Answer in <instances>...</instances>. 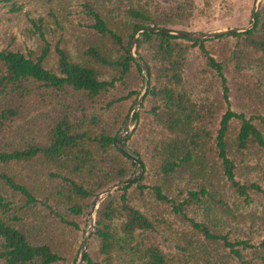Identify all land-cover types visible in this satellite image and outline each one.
Returning a JSON list of instances; mask_svg holds the SVG:
<instances>
[{
	"label": "trees",
	"instance_id": "1",
	"mask_svg": "<svg viewBox=\"0 0 264 264\" xmlns=\"http://www.w3.org/2000/svg\"><path fill=\"white\" fill-rule=\"evenodd\" d=\"M195 0H0V264H76L143 84L142 25ZM251 17V14H250ZM148 87L83 264H264V0L246 31H142Z\"/></svg>",
	"mask_w": 264,
	"mask_h": 264
},
{
	"label": "water",
	"instance_id": "2",
	"mask_svg": "<svg viewBox=\"0 0 264 264\" xmlns=\"http://www.w3.org/2000/svg\"><path fill=\"white\" fill-rule=\"evenodd\" d=\"M261 2L262 0L252 1L251 19L247 24L240 25V26H230V27H223V28H217V29H206V30H195V29H187V28L173 27V26L142 25V26H139L132 33L131 39L129 42V52L133 56V58L140 64L142 68L143 84H142V87L140 89V92L137 98L135 99L131 107V111L129 112L128 117L124 125L121 128V131L117 139V144L123 152H125L127 155L131 156L134 159L135 167L131 175L123 179L116 180L108 184L107 186L103 187L90 200L89 207L87 210V223H86L83 237L80 243V249H79V254H78L76 264H83L85 252L87 250V244H88V241L91 236L94 223H95V212H96V209L100 201L104 197H106L109 193H112L119 187L127 184L128 182H131L135 177H137L140 174L142 170L141 160L135 154H133L132 151L127 146H124V143H123L124 136L126 135V133H128L131 130L129 125H130V119L132 117L133 111L139 108L140 102L142 101L144 97V93L149 85L148 84V75H149L148 67L146 63L143 61V59L136 53V50H135L136 39L139 36L140 32L156 31L160 33L171 34V35L190 38V39H205V38L214 37V36H217L223 33L226 34V33H231V32L246 31L253 26L256 13L260 7Z\"/></svg>",
	"mask_w": 264,
	"mask_h": 264
},
{
	"label": "rangeland",
	"instance_id": "3",
	"mask_svg": "<svg viewBox=\"0 0 264 264\" xmlns=\"http://www.w3.org/2000/svg\"><path fill=\"white\" fill-rule=\"evenodd\" d=\"M161 1L164 3L169 2V0ZM195 1L196 6L193 10V13L188 19L185 20L186 27L182 28L195 30L217 29L223 27L244 25L247 24L251 19L250 14L253 0ZM133 125L134 124L130 123L129 127L132 129ZM85 226L83 229V233L85 230Z\"/></svg>",
	"mask_w": 264,
	"mask_h": 264
}]
</instances>
